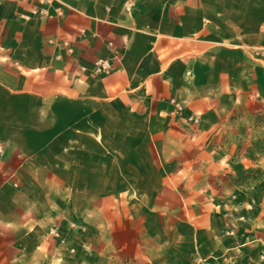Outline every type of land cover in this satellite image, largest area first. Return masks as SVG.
<instances>
[{"label": "crops", "instance_id": "1", "mask_svg": "<svg viewBox=\"0 0 264 264\" xmlns=\"http://www.w3.org/2000/svg\"><path fill=\"white\" fill-rule=\"evenodd\" d=\"M44 6L0 0V264H258L226 201L264 151V0Z\"/></svg>", "mask_w": 264, "mask_h": 264}, {"label": "rangeland", "instance_id": "2", "mask_svg": "<svg viewBox=\"0 0 264 264\" xmlns=\"http://www.w3.org/2000/svg\"><path fill=\"white\" fill-rule=\"evenodd\" d=\"M258 127L264 129V114L260 117ZM257 169H246L241 175L234 179V184L229 186L232 194L226 201V208L234 212V215L242 217L239 219L238 227L241 226H257L260 230H264V151L256 154ZM257 259L258 264H264V249L253 256ZM254 261V260H253ZM107 259L104 258V262ZM115 264H141L137 260H118ZM144 264V262L142 263ZM229 264H237L229 261ZM240 264H245L243 261Z\"/></svg>", "mask_w": 264, "mask_h": 264}, {"label": "built area", "instance_id": "3", "mask_svg": "<svg viewBox=\"0 0 264 264\" xmlns=\"http://www.w3.org/2000/svg\"><path fill=\"white\" fill-rule=\"evenodd\" d=\"M44 2H45V6L42 7L41 10H35L34 14L50 17L53 14L49 10V5L52 4L54 2V0H44ZM126 8H127V10H130V3L129 2L126 4ZM64 44L69 51H72V48H71L69 42H65ZM82 69L84 70L85 68H82ZM93 69L98 74H107L111 70V63L108 59H99V60L94 62ZM171 101L174 105L171 113L173 115H176V116L180 115L184 109L183 104L176 101L175 99H172ZM188 121L189 122H191V121L198 122V118L194 117V116H190L188 118Z\"/></svg>", "mask_w": 264, "mask_h": 264}]
</instances>
